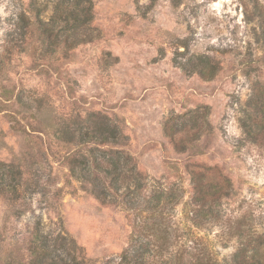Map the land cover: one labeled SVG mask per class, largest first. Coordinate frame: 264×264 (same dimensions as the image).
I'll return each mask as SVG.
<instances>
[{
	"label": "rangeland",
	"instance_id": "374dc122",
	"mask_svg": "<svg viewBox=\"0 0 264 264\" xmlns=\"http://www.w3.org/2000/svg\"><path fill=\"white\" fill-rule=\"evenodd\" d=\"M88 6L79 23L69 0H0V264L28 258L34 225L102 264L143 222L229 264L242 239L264 233V132L254 130L264 119V0ZM95 118L119 127L118 143L97 148L129 156L142 193L123 186L105 203L73 174L71 159L92 145L79 132ZM194 173L228 178L229 194L197 197ZM160 188L174 197L155 201Z\"/></svg>",
	"mask_w": 264,
	"mask_h": 264
},
{
	"label": "trees",
	"instance_id": "16d2710c",
	"mask_svg": "<svg viewBox=\"0 0 264 264\" xmlns=\"http://www.w3.org/2000/svg\"><path fill=\"white\" fill-rule=\"evenodd\" d=\"M69 1L74 9L68 13L69 15H74L79 23H81L80 14L83 16V22L89 20V0ZM253 103L259 109V103L255 99ZM262 107L263 103L260 109ZM262 113L264 118V110ZM244 126L245 129L248 128L246 121ZM248 130L251 132V128ZM254 130L264 132V119L258 122ZM73 137L72 135L71 138ZM79 137L81 144L91 142L92 145L89 147L88 156L82 154L71 159V170L73 174H76L77 168L80 170L77 176L81 181L89 184L97 198L106 203L109 191H118L123 186L128 194L133 191L135 194L142 193L144 178L135 170L129 156L111 148H97L99 145L118 143L121 133L116 124L111 123L107 118H95L86 128L80 130ZM91 167L98 173L92 172ZM192 179L197 197L203 198L207 194L221 197L230 192L231 181L228 178L205 181L203 175L194 173ZM132 185L135 188H131ZM165 193L166 197H174L172 190L160 188L154 191L153 199L158 202ZM155 201L154 205L147 203L145 207L156 208ZM143 224L141 232L132 238L129 245L116 258L107 259L102 264H219L208 244L196 239L179 243L176 238L173 239V233L168 225L159 223L149 225L147 222ZM238 229H240L239 235L244 234L240 226L237 227ZM29 238L28 258L21 261L10 256L7 264H89L81 247L67 235L53 236L51 233H45L41 225H34ZM229 264H264V233L254 232L247 239H242Z\"/></svg>",
	"mask_w": 264,
	"mask_h": 264
}]
</instances>
